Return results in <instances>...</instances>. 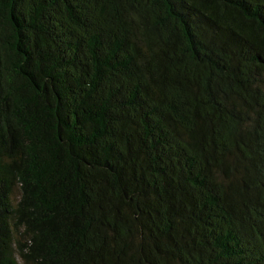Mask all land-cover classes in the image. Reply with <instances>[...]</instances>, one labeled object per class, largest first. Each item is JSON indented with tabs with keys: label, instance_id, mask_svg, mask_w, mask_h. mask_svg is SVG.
I'll return each instance as SVG.
<instances>
[{
	"label": "trees",
	"instance_id": "trees-1",
	"mask_svg": "<svg viewBox=\"0 0 264 264\" xmlns=\"http://www.w3.org/2000/svg\"><path fill=\"white\" fill-rule=\"evenodd\" d=\"M0 264H264V0H0Z\"/></svg>",
	"mask_w": 264,
	"mask_h": 264
}]
</instances>
